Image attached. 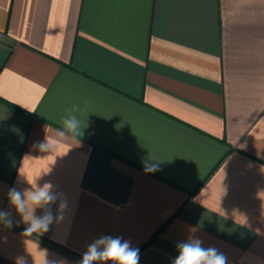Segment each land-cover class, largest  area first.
Masks as SVG:
<instances>
[{
	"label": "crops",
	"instance_id": "crops-1",
	"mask_svg": "<svg viewBox=\"0 0 264 264\" xmlns=\"http://www.w3.org/2000/svg\"><path fill=\"white\" fill-rule=\"evenodd\" d=\"M73 104L82 136L33 149ZM35 181L67 210L24 236L7 192ZM0 210V264H78L102 235L139 264L189 238L264 264V0H0Z\"/></svg>",
	"mask_w": 264,
	"mask_h": 264
},
{
	"label": "clouds",
	"instance_id": "clouds-1",
	"mask_svg": "<svg viewBox=\"0 0 264 264\" xmlns=\"http://www.w3.org/2000/svg\"><path fill=\"white\" fill-rule=\"evenodd\" d=\"M84 111L86 108L73 104L61 118L57 135L51 138L45 135L43 140L34 142L32 148L52 154L60 145L81 137L83 129L79 117ZM71 147L59 156L66 155ZM157 168V164L145 165L146 172H154ZM29 184L28 188L20 189L14 186L7 192L10 207L20 216V222L27 225L24 236L40 235L49 231L53 223L63 220V214L67 210V201L60 199V195L53 191L52 184L45 183L40 186L36 181L35 186ZM58 200H60L56 210L58 214H54L52 206L56 205ZM37 209H42L43 214L36 215ZM0 223L7 228L14 226L10 211L0 210ZM176 249L177 255L172 259L171 264H228V258L224 253L215 247H204L200 239L189 238L178 242ZM139 259V249L133 247L130 241L120 236L102 235L87 246L78 264H139ZM17 264H24V261L18 259Z\"/></svg>",
	"mask_w": 264,
	"mask_h": 264
}]
</instances>
